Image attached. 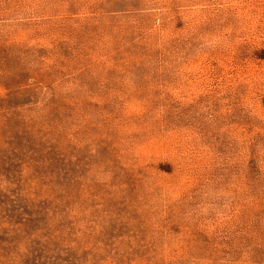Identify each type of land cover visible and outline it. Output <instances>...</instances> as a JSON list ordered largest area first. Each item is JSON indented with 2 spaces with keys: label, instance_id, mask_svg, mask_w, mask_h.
I'll use <instances>...</instances> for the list:
<instances>
[{
  "label": "rangeland",
  "instance_id": "rangeland-1",
  "mask_svg": "<svg viewBox=\"0 0 264 264\" xmlns=\"http://www.w3.org/2000/svg\"><path fill=\"white\" fill-rule=\"evenodd\" d=\"M0 264H264V0H0Z\"/></svg>",
  "mask_w": 264,
  "mask_h": 264
}]
</instances>
